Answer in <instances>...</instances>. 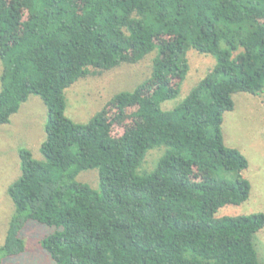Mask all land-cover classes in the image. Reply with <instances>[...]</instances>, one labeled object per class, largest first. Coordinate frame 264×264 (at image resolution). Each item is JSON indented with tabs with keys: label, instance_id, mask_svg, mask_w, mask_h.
<instances>
[{
	"label": "trees",
	"instance_id": "obj_1",
	"mask_svg": "<svg viewBox=\"0 0 264 264\" xmlns=\"http://www.w3.org/2000/svg\"><path fill=\"white\" fill-rule=\"evenodd\" d=\"M192 50L215 65L166 109ZM152 53L151 76L88 123L66 115L77 81ZM0 59V125L30 95L48 110L43 159L18 150L0 264L25 253L30 221L55 229L40 241L55 264H264V213L216 216L250 197L249 162L222 125L234 94L264 95V0H0ZM161 148L155 169L140 172ZM93 169L98 189L77 181Z\"/></svg>",
	"mask_w": 264,
	"mask_h": 264
},
{
	"label": "rangeland",
	"instance_id": "obj_2",
	"mask_svg": "<svg viewBox=\"0 0 264 264\" xmlns=\"http://www.w3.org/2000/svg\"><path fill=\"white\" fill-rule=\"evenodd\" d=\"M155 55L156 53H152L137 64H123L77 81L65 91L66 115L76 123H88L115 94L132 91L151 76ZM188 58L190 70L187 78L181 86L179 96L162 105L166 109L181 103L215 65L213 57L193 50L188 53ZM3 69L0 59V91ZM233 98L235 109L225 113L222 131L225 144L237 148L249 162V167L242 175L251 183V192L247 201L240 205H226L216 213L217 217L264 213V95L236 93ZM47 120L48 110L42 99L37 95H30L12 116L11 122L0 125V246L4 243L9 221L15 210L8 189L21 176L18 150L27 148L35 159H43L40 147L45 140ZM130 123V119L126 120V125ZM124 130V127L119 126L115 133L120 135ZM163 153V148L151 150L139 171L150 172L155 169L156 161ZM77 181L98 189V170L81 172ZM54 230L47 225L30 221L21 234L25 240V253L7 258L4 264H55L40 246V241ZM255 242L259 260L264 263V228L256 234Z\"/></svg>",
	"mask_w": 264,
	"mask_h": 264
}]
</instances>
